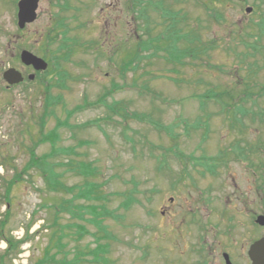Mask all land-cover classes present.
<instances>
[{
    "label": "rangeland",
    "instance_id": "obj_1",
    "mask_svg": "<svg viewBox=\"0 0 264 264\" xmlns=\"http://www.w3.org/2000/svg\"><path fill=\"white\" fill-rule=\"evenodd\" d=\"M16 2L0 0V255L4 253V238L17 242V238H25L30 226V230L39 226L34 231L38 235L27 242V247L9 255L12 260H18V254L28 255L27 264L37 262L49 244L48 227L56 210L72 197L51 192L36 169L23 173L30 147L38 138V125L46 105L45 85H51L45 134L59 122L77 126L71 131L60 128L61 139L56 144L59 154L51 161L53 170L65 187L94 182L106 197L97 205L112 214L103 221L112 238L100 241L108 245L106 257L110 264H224V253L232 264H250L246 256L248 246L264 237V229L256 227L252 220L256 215H264V147L249 155L250 162L230 160L226 166L216 168L215 175L190 163L189 155L195 161L202 156L213 158L238 137L230 131L218 104L209 101L201 110L198 98L193 96L207 88L220 92L226 89L234 97L240 92L239 88L232 89L245 72L238 70L233 50L242 51L239 42L245 35H257L255 24L264 14V4L259 0H231L213 7L209 0H177L173 7L182 10L185 25L194 26L204 42H215L210 63L221 66V70L213 73L200 65L180 67L151 59L122 77L121 61H127L135 49V20L126 7L127 0H39L37 20L20 33L16 26ZM200 4L222 13L225 22L215 23ZM245 7L253 8V13L246 14ZM56 15L66 18L72 29L70 37L78 42L101 39L107 47L115 44L117 54L113 61L107 60L110 50L104 49V54L98 56L86 46L76 47L69 61L61 63V70L68 74L59 83L61 86L56 85L57 78L51 74L50 83L40 81L41 75L33 83L25 80L24 84L7 88L2 74L8 67L19 70L25 79L34 74L31 68L19 64L17 53L24 48L42 58L44 37L53 28ZM150 16L156 18L153 13ZM229 47L235 49L231 51ZM257 63L261 65L262 60ZM173 79L180 83L174 84ZM262 83L264 69L251 82L249 92L256 93ZM103 95L108 104L120 103L115 108L126 110L129 116L111 115L112 120L107 122L104 106L89 105ZM76 107L80 109L68 117L67 112ZM133 114L158 123L160 129L134 120ZM198 120H208L205 141L204 126L194 130ZM183 121L191 127L186 129ZM94 122L101 125L107 138L95 124L89 125ZM257 122L258 119L255 124H248L250 128L241 138L246 149L264 142V124ZM164 128H170L172 136ZM70 149V156L59 152ZM35 152L38 156L50 154L51 147L46 143ZM68 161V166L60 165ZM89 162L96 168L94 177L85 179L69 169ZM165 210L168 214L162 216ZM57 222L64 227V244L70 258L75 250L95 247L92 234L102 235L96 234L93 224L68 214L59 212ZM76 225L89 233L78 239ZM6 264L10 262L7 260Z\"/></svg>",
    "mask_w": 264,
    "mask_h": 264
},
{
    "label": "trees",
    "instance_id": "obj_2",
    "mask_svg": "<svg viewBox=\"0 0 264 264\" xmlns=\"http://www.w3.org/2000/svg\"><path fill=\"white\" fill-rule=\"evenodd\" d=\"M176 2L177 0H174L173 4L169 3V0H127L126 7L134 14L135 20V49L127 61H121L120 74L122 77L127 71L133 72L135 69H138L145 60L149 59H161L165 61V63L190 66H197V63L200 62L198 65L204 66L213 73L214 70L217 72L221 70V66L212 65L210 63V53L215 50V42L213 40L204 42L194 26L185 25L186 18L185 15L182 16V10H176L173 7ZM196 2H198V0ZM209 2L214 7V5L219 2H231V0H209ZM200 6L204 7L207 15L215 23L219 24L225 22L222 13H219L206 4H200ZM150 13L151 15L152 13L155 14L156 18L152 19ZM66 21V18H61L60 15H56L53 28L49 30L44 37L42 52L50 68L42 77H40V74H37V77H40V81L44 80L46 83H50L48 76L53 74L57 78L56 85H59L60 82L62 83L68 78V74L61 70V63L69 60L77 42L70 37V29ZM257 27L258 41L264 35L263 18L259 20ZM245 37L246 38H243L241 42V52L237 51L235 48L229 47L231 51L235 49L233 52L238 60V70H243L245 72L244 78L239 77L238 82L234 83L232 89L235 90L239 88L240 92L234 97L229 90L224 89L220 92L215 90V88H207L205 92L197 96L201 110H203L204 105L209 101L218 104L221 107L220 112L223 113L225 120L228 121L230 131H234L238 135L235 141L229 144L227 148L220 150L215 157H201L198 159L199 164L203 165L204 170L212 175L216 174V168L226 166L230 160L250 162L249 155H252L256 149L259 150L264 147V142L259 141L256 147L246 149L241 139L244 133L250 128L248 124H255L254 121L256 119H258V124H264V83L257 86L256 93L249 92L253 87L251 82L258 75L260 70V66L257 65L256 55H262V52L258 43L250 42V39L246 35ZM86 44V49H92L98 56L104 54V49H107V51L110 50V54L107 57V60L110 62L113 61V57L117 54V46L115 44L111 47H107L105 45L106 43L101 39L91 42L86 41ZM77 46L81 47L82 45L78 44ZM238 70L236 71L238 72ZM50 87L51 85H46V105L44 106V112L38 125V138L30 147L29 161L23 173H28L30 170L36 169L41 174L47 188L51 192H63L72 197L70 201L63 202L59 206L58 211L56 210V217L52 225L48 227L51 232L49 244L45 247L43 256L33 264H110L106 257L108 245L107 243L102 244L100 241L102 239L112 238V236L107 233L103 224L104 219L109 216L112 217V214L104 210L105 208L100 210L98 208L99 205H97V203L101 202L103 199L105 200L106 197L101 194L100 188H98V185L94 182L86 181L84 182V186L80 187H65L59 180L57 173L53 170L51 161L59 154L56 149V144L61 139L59 135L60 128L64 127L71 131L77 128V126H70L68 122H59L52 131L45 134V117L49 114L47 110L51 103V98L49 96ZM116 87H113V89ZM148 93L152 95V98H155L154 94L151 92ZM85 105L87 106L88 103ZM89 105L92 107H94V105L97 107L104 106L108 113L105 118L107 122L112 120L111 115H121V113H123L124 116H129L126 110L115 108L119 107L120 103H106V95H103L97 102ZM77 109L80 108L76 107V109L67 112V116L69 117L72 115ZM131 116L134 120L140 122L148 121L144 116L138 114H133ZM148 122L156 129H160L161 127L158 123L152 121ZM183 123L185 124L184 126L187 127L186 129H188L189 125L187 126V121ZM196 123L197 125L194 129H198L201 126H204L206 130L209 128L208 120L204 123L198 120ZM94 124L95 122L89 125L92 126ZM95 127L107 138L106 132L99 123L95 124ZM165 131L167 134L169 132V135L172 136V130L170 128L165 129ZM46 143L51 147L50 154L41 156L36 155V149L40 145ZM59 152L64 156H70L73 153V149L61 150ZM193 159L192 156H189V161ZM69 163L68 161L67 163H60V165L68 166ZM69 169L85 179L94 177L96 173V168L91 166V162L79 163ZM16 179L19 180V177ZM9 187H11V185L8 186L6 193L9 192ZM76 201L84 203L83 206H76V204H74ZM59 212L68 214L72 218L78 217L81 220L93 224L97 229L96 234H102L101 236L92 234L94 236L95 247H87L84 251L75 250L70 258V251L66 250V244H64V240L66 239L64 227L59 226L57 222V214ZM84 215H89L90 218L85 219ZM1 225L0 229L3 228V223H1ZM76 227L78 239H81L84 234L89 233L83 226L76 225ZM30 238L28 230L25 238L20 242H14L13 240L4 238L7 243V249L0 255V264H6L7 260L11 263L9 255L13 252V254H15V250L17 251L20 248L22 242L28 241ZM88 257L91 258L88 259Z\"/></svg>",
    "mask_w": 264,
    "mask_h": 264
},
{
    "label": "water",
    "instance_id": "obj_3",
    "mask_svg": "<svg viewBox=\"0 0 264 264\" xmlns=\"http://www.w3.org/2000/svg\"><path fill=\"white\" fill-rule=\"evenodd\" d=\"M17 7V26L19 29H23L26 24H31L35 21L38 0H20ZM251 11L252 9L250 7L245 8L246 14H250ZM20 60L25 66H32L35 71H44L47 68V64L42 59L27 51H23L21 53ZM2 77L3 80L10 86L19 84L23 81L21 73L16 71L14 68H9L4 71ZM33 79L34 75L28 76V80L32 81ZM256 223L260 226H264V217H257ZM247 255L251 264H264V239H261L251 245ZM223 258L226 264H231L226 254L223 255Z\"/></svg>",
    "mask_w": 264,
    "mask_h": 264
},
{
    "label": "flooded vegetation",
    "instance_id": "obj_4",
    "mask_svg": "<svg viewBox=\"0 0 264 264\" xmlns=\"http://www.w3.org/2000/svg\"><path fill=\"white\" fill-rule=\"evenodd\" d=\"M263 3H264V1H263ZM263 39H264V35H263ZM240 162H245V161H240ZM215 175V174H214ZM170 200H172L173 201V199H170ZM169 200V202H170V204H172L173 202L172 201H170ZM264 204V203H263ZM165 209H169V207L167 206V208H165ZM166 214H168L167 213V211L165 210V211H162L161 212V215L162 216H165ZM259 216H263L264 217V215H256V216H254V218L252 219L253 220V223H254V225L256 226V227H258V228H263L264 229V226H260V225H258L257 223H256V219H257V217H259ZM233 218H230V220H232ZM200 253V252H199ZM229 256V255H228ZM229 259H230V257H229ZM222 260H223V258H222ZM231 261V260H230ZM223 262H224V260H223Z\"/></svg>",
    "mask_w": 264,
    "mask_h": 264
}]
</instances>
